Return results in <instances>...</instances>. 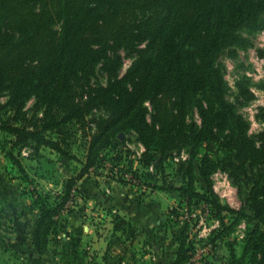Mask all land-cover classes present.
<instances>
[{"label": "trees", "instance_id": "1", "mask_svg": "<svg viewBox=\"0 0 264 264\" xmlns=\"http://www.w3.org/2000/svg\"><path fill=\"white\" fill-rule=\"evenodd\" d=\"M245 28L264 29V0H0V131L14 145L34 142L36 148L59 149L48 134L61 135L66 124L90 138L84 167L66 183L59 203L35 195V264H44L56 216L77 181L105 160L120 133L131 131L144 145L145 164L156 153L190 147L179 197L188 204L206 199L216 217L233 219L219 228L222 238L243 216L255 221L240 254L228 244L230 264H264V130L249 133L227 98L220 61L222 51L248 42ZM123 51L133 57L124 74ZM241 92L252 96L245 87ZM30 101L31 116L25 110ZM94 111L99 115L88 121ZM260 117L264 122V109ZM217 168L246 190L241 209L219 203L210 178ZM197 176L205 184L202 193ZM114 223L127 239L135 237L127 219ZM183 230L171 264L191 258L187 225Z\"/></svg>", "mask_w": 264, "mask_h": 264}, {"label": "rangeland", "instance_id": "2", "mask_svg": "<svg viewBox=\"0 0 264 264\" xmlns=\"http://www.w3.org/2000/svg\"><path fill=\"white\" fill-rule=\"evenodd\" d=\"M242 33L248 42L222 51L220 61L229 87L227 98L249 123V133L257 134L264 130L260 117L264 109V29L245 28ZM122 54L124 74L133 57L124 51ZM241 87L252 96L243 95ZM32 106L30 101L25 109L30 116ZM98 115L94 111L87 120ZM195 117L199 120L197 114ZM90 127L92 133L95 124L90 122ZM63 129L61 135L48 134L59 143V149L47 145L36 148L34 142L14 145L9 142L12 137L0 131V264H35L36 252L30 246L35 223L24 227L10 225L8 222L13 219L4 211L8 197L12 201L13 193L24 196L27 212L33 215V211H39L36 193L59 203L66 183L78 177L84 167L89 136L73 124H66ZM115 143L117 146L105 160L80 177L64 202L56 216L57 226L51 233L48 252L43 256L44 264H171L185 225L189 231L187 241L191 243V258L185 264H230L229 243L240 254L242 240L255 221L243 216L235 230L222 238L219 228L231 226L233 219L216 217L212 203L206 199L196 202L195 197L188 204L178 195L176 189L186 181L182 167L190 160V147L156 153L145 164V148L135 132L120 133ZM210 148H215L213 143ZM194 163L198 175L199 163ZM210 178L219 203L234 210L244 206L246 190L233 182L227 170L217 168ZM204 185L197 176L196 190L202 193ZM175 209L179 217L170 213ZM116 217L127 219L137 233L147 232L127 239L115 230Z\"/></svg>", "mask_w": 264, "mask_h": 264}, {"label": "crops", "instance_id": "3", "mask_svg": "<svg viewBox=\"0 0 264 264\" xmlns=\"http://www.w3.org/2000/svg\"><path fill=\"white\" fill-rule=\"evenodd\" d=\"M7 202V205L4 207V211H6V213H8L9 217L13 219L12 222H8L10 225H18L21 227H24L26 224L27 226H32L36 220L37 217L39 216V211L35 210L31 213L27 212L28 210L26 209V199L24 196L20 195L19 193H13L12 194V198L13 200L11 201V197ZM5 213V214H6ZM136 233H137V229L135 228ZM144 233L147 232L146 230H142V231H138V233ZM137 233V234H138ZM139 237V234L137 235ZM16 243L18 242V239L15 240ZM19 244H23L22 242H19ZM30 246L32 247V251H34V246L31 244Z\"/></svg>", "mask_w": 264, "mask_h": 264}, {"label": "built area", "instance_id": "4", "mask_svg": "<svg viewBox=\"0 0 264 264\" xmlns=\"http://www.w3.org/2000/svg\"><path fill=\"white\" fill-rule=\"evenodd\" d=\"M27 153H28V151H27V150H25V151H24V154H27ZM116 172H117V171H116Z\"/></svg>", "mask_w": 264, "mask_h": 264}]
</instances>
